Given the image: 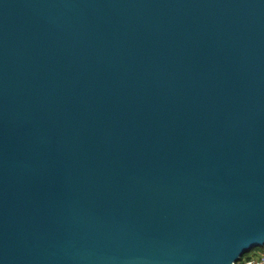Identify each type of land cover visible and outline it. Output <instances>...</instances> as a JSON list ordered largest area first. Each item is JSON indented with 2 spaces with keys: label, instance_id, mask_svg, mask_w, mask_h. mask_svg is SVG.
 <instances>
[{
  "label": "water",
  "instance_id": "1",
  "mask_svg": "<svg viewBox=\"0 0 264 264\" xmlns=\"http://www.w3.org/2000/svg\"><path fill=\"white\" fill-rule=\"evenodd\" d=\"M263 245L264 0H0V264Z\"/></svg>",
  "mask_w": 264,
  "mask_h": 264
},
{
  "label": "built area",
  "instance_id": "2",
  "mask_svg": "<svg viewBox=\"0 0 264 264\" xmlns=\"http://www.w3.org/2000/svg\"><path fill=\"white\" fill-rule=\"evenodd\" d=\"M244 256L242 257L241 261L238 262V264H264V250L260 251L259 256H248L247 258H244Z\"/></svg>",
  "mask_w": 264,
  "mask_h": 264
},
{
  "label": "rangeland",
  "instance_id": "3",
  "mask_svg": "<svg viewBox=\"0 0 264 264\" xmlns=\"http://www.w3.org/2000/svg\"><path fill=\"white\" fill-rule=\"evenodd\" d=\"M264 250V245L263 246H258V247H255L249 251H247L245 253V256L244 258H247L248 256H256V255H260V251Z\"/></svg>",
  "mask_w": 264,
  "mask_h": 264
}]
</instances>
